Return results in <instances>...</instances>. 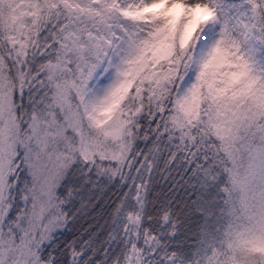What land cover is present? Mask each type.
Returning <instances> with one entry per match:
<instances>
[{"label":"snow or ice","instance_id":"6c2138e0","mask_svg":"<svg viewBox=\"0 0 264 264\" xmlns=\"http://www.w3.org/2000/svg\"><path fill=\"white\" fill-rule=\"evenodd\" d=\"M0 264H264V0H0Z\"/></svg>","mask_w":264,"mask_h":264}]
</instances>
